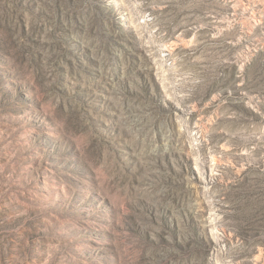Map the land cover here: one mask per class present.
<instances>
[{"label": "rangeland", "instance_id": "374dc122", "mask_svg": "<svg viewBox=\"0 0 264 264\" xmlns=\"http://www.w3.org/2000/svg\"><path fill=\"white\" fill-rule=\"evenodd\" d=\"M0 264H264V0H0Z\"/></svg>", "mask_w": 264, "mask_h": 264}]
</instances>
